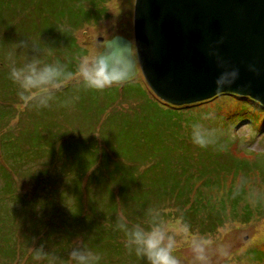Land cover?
Masks as SVG:
<instances>
[{
    "label": "rangeland",
    "instance_id": "374dc122",
    "mask_svg": "<svg viewBox=\"0 0 264 264\" xmlns=\"http://www.w3.org/2000/svg\"><path fill=\"white\" fill-rule=\"evenodd\" d=\"M65 1L68 0H31L30 2L29 0H25L26 3L17 4L0 2V61H2V64L6 68L0 67V155H2L3 160H5L6 158H4V155L5 152H7L8 160L15 165L14 168L17 169L16 173H19L18 176L20 180L11 176L13 188L17 194L28 196L30 188L38 190V196L33 202L26 198L27 202L24 203V207L21 206L20 208L19 205L15 206L19 209L18 219L24 217V219H27L25 221L33 224L36 220H40V223L42 221V224L47 226L48 223L55 224L56 221H59L69 214L70 219L67 223L72 227L75 225V222H71V220L77 215H89L83 210V198L88 195V190H86L85 193L83 189L85 182H79V194L81 195L79 202L80 207H82V210H80L74 203L70 182L66 181L63 183L64 177L60 176L59 164L56 163V165L53 166L48 159H39L41 154L39 145L42 143V132L45 131V127L47 128V123L53 122L51 113H54V106L57 107L56 99L54 96L48 95L47 90L51 87V83H57L63 76L47 85L29 90L21 89L19 84L10 76L13 67H20L31 62L33 59H37L41 66L43 64H57V62H59V64L63 66L64 71L68 73V70H66V60L69 59L67 57L68 55L64 53L63 49L60 50L59 48L58 51V46H50L49 44L52 41L47 39L48 36L42 37L43 35H41L42 22L51 20L53 17L58 18L60 21L63 20V17L67 14V11L62 7ZM103 2L106 1L103 0ZM133 3V0H108L106 15L101 17L96 23L87 25L88 22H85L78 31L74 33V38H77L76 40H78L77 42H79V45L87 51L88 59H90L89 61L88 59L84 60L83 63L89 65L94 64L96 56L103 49L104 42L113 36L119 35L130 41L133 40ZM48 15H50L51 18L48 17ZM69 17L67 21H69ZM57 29L59 34L55 36L64 37V31L61 28ZM80 29L83 30L79 31ZM99 38L102 40L98 41ZM100 76L103 78V73H101ZM79 77H72L65 81L64 84L73 82L74 80L78 82L84 78V75L81 74ZM129 82L128 84L126 83L123 89L126 95L119 96L116 93L117 95L109 97L105 94L107 109L104 111L105 115L99 114V119L107 115H112L113 117H108L104 126L102 123L94 125L98 111L101 110L95 99L96 93H93L95 88L83 85L82 88L79 89V99L77 100V95H75L74 101H71V103H74L76 106L78 105V107L76 109L72 108L64 111L65 115L63 116V120L71 122L70 126L72 129L78 130V127L81 128L80 133H72V142L81 141L76 139L85 137L84 141L92 144L95 143L94 145H96L95 139L97 140L98 138L95 132L101 131L103 132L99 135L106 141L110 138L109 132L111 131V126H115V124L118 128H123L128 132H134L136 127L130 122L131 118L126 119L128 113L124 109H127L129 113H133L139 111L140 106L130 107V104H141L144 108L146 107L149 112V114L144 117L147 124H150L152 120L158 122L167 121V119L161 115H153L155 113L152 111L151 103L148 100L149 97L147 96L148 99L144 97L146 85L138 67L136 68L135 76L130 79ZM121 84H117L118 86H116V84L109 83L106 87L112 88L114 92ZM96 89L97 92H99L100 89ZM22 92L23 95H21ZM103 93H105V91ZM43 97H48L47 104L41 103ZM77 101L79 102L77 103ZM237 103L235 99L229 96L217 97L207 103L190 109L194 111V115H191L186 120L179 121L175 128L178 131L177 134L184 137L182 143L190 152V156L184 158V160H192L191 163H189V167L185 170L190 172V175L194 174L192 168L195 167V157L191 155V152L196 151V148L200 147L195 145L191 140L190 125L193 122H202L208 127L216 130L215 142L207 147L201 148H207L212 152H214V150L215 152H220L222 147L227 150L229 146L228 150L230 154L226 156L227 158L230 157V161L234 159L236 162L239 160L247 161L249 165L254 167L256 165L258 168L256 170L252 169L249 174L242 173V171L247 170L245 167H242L244 163L237 165L234 161L229 162L224 160L226 172L235 170L233 177L230 175L227 176V174H231L233 171L230 173L224 172L226 175L222 177L226 176V178L221 180L223 182V187L221 189L217 191L214 189L212 192L208 189L202 192L200 190L199 195L202 193L205 195V198L211 196V199L207 201L206 204L199 205V202H193V199L188 200L192 209L197 207L198 216L202 215L198 210L204 213L214 212L216 209L221 210L218 215L216 213V217L211 215V213L209 214L210 218L215 221L210 230L207 227L208 230H202L198 220H195V222H193V228L188 230L187 226L180 218V213L182 212L181 205L188 193L186 192V194H184L185 190L192 191V183L196 181L201 184L203 177L199 179L187 178V180H183L185 184L184 188L177 187L173 195H168V197L171 196L169 198L166 195L159 194V190H154L152 193L144 196L142 205H138V200L128 198L124 201L123 205L120 206V211L105 212L103 215H105L104 217L106 220L102 221V224L106 225L108 220L107 216L110 214H113V216H109V218L115 219L113 221L116 222L117 225L121 222L131 225H143V222L146 224L149 218H151V221L154 219L156 221H163L170 226L169 235L173 236L175 240L174 255L180 261V264H264V207L259 212L257 210V212H254V210L252 212V209H256L255 206H258V200L264 205V190H259L258 185L254 186L252 191L249 189L253 182L258 183L259 181L261 187L264 188V131L258 133L257 130H252L248 122L233 121V126H229L230 136L228 140H226L224 137L227 135L221 132L223 130L221 129V126H223L221 116H217L214 119L210 116L227 114L230 110L232 112V110L236 108ZM9 107L14 109L12 115L7 114ZM204 113H206V115L201 117ZM85 120L86 132H83L85 130ZM53 124L50 127H53ZM82 132L86 135L83 136ZM225 141L229 143L228 146H223ZM63 142L65 141L62 140L61 144ZM97 142L99 143V140ZM6 143L8 144L5 146ZM101 143L104 144L103 141H101ZM101 143L97 147V157L102 156V152H105L104 146L106 147V145L104 144L103 146ZM58 144L60 145V142ZM217 145L219 146L217 147ZM257 152L260 155L253 156ZM157 158H162V156L157 154ZM152 161L156 162V159H152ZM208 161H210V159H207L203 163L210 164ZM122 163L123 165L121 164L119 168L123 170V173L111 175L109 178L106 175L107 178L104 179L107 184L101 187L102 190H104L105 187H110L111 191L114 183L124 186V183L127 181L126 179H129L130 184L127 185V192L134 193L135 190L139 191L140 183L143 182V179L140 178L141 176H136V174H142V171L146 169L147 164L151 163V161H147V163L143 161L140 162L142 164H134L136 166L128 165L129 163L126 162ZM166 163H168V159ZM211 163L217 170L218 159ZM16 165L19 168L16 167ZM21 165L22 167H20ZM179 166L180 163L177 164V168H179ZM110 167L111 165L107 164L105 169L109 170ZM199 170L200 169H198V171ZM211 172L213 173V179L221 177V174L216 176V171ZM45 173H49L51 176H43ZM103 174L104 172L102 169L100 175L103 176ZM34 175L38 177L35 178ZM259 177H261V180ZM22 178H24L23 180L26 182H23L21 180ZM60 178H62V181ZM1 181L6 182L2 170H0V183ZM44 183H46V185ZM51 183L56 186V190L46 187ZM171 186L172 185H169L168 182L163 185L165 191H168ZM241 186L245 191L243 193L244 200L237 203L235 206L237 208L236 211L241 212V210L247 209L251 213L250 218H247L249 215L243 217L230 213L229 206L227 205L230 202L229 197L232 195V192ZM62 187H64V190L61 191ZM67 188L68 191L66 190ZM89 195L90 198L93 199V201L91 200L93 203H96L98 200L97 197H100L94 195L93 198L90 192ZM158 198L161 200H158ZM175 198H177V200L174 204ZM254 199H256V201ZM58 200L61 204L60 202L58 203ZM161 201L163 202L161 203ZM196 204H198V206H195ZM156 206L160 207L159 210ZM115 214H118V216ZM141 219H143V222L141 221L140 223L139 220ZM117 229L119 228L117 227ZM77 233H80V231H77ZM105 236L106 234L98 237V240H96L98 244L104 246L103 249H99V253L92 250L89 246L84 247V240L82 241L83 246H81L82 242H80V238L74 239L72 242L69 241V237L65 238L67 241V258L71 257V252L73 250L84 249L95 253L99 257L98 260L104 261H95V264H109L111 258L114 259L115 257L109 252L112 246L110 242L111 239L110 237L105 239ZM112 241L117 244L115 246L116 249H118V255L123 256L125 253V248H123V246L127 244L125 232L119 229V231L114 234ZM19 246H21L20 242L18 243V248ZM38 248L36 246L34 249H28L24 255L22 252H18L14 264H58L56 260L50 259L49 256L45 255V252L49 254L45 248L42 249V252H39ZM24 250L25 246H23V252ZM136 257L140 260H146L139 256ZM120 262L124 264H137L133 260H124L123 262L122 259H120ZM59 264H75V261L71 257L66 260L65 263Z\"/></svg>",
    "mask_w": 264,
    "mask_h": 264
},
{
    "label": "trees",
    "instance_id": "16d2710c",
    "mask_svg": "<svg viewBox=\"0 0 264 264\" xmlns=\"http://www.w3.org/2000/svg\"><path fill=\"white\" fill-rule=\"evenodd\" d=\"M30 1L31 0H29V2ZM105 1L106 2H103V0L65 1L62 7L67 11V14L63 17L62 21L55 17L51 18V16L48 15L51 20H45L41 23L42 37L48 36L47 39L52 41L49 44L50 46H58V51L59 48L60 50L63 49L64 53L68 55L67 57L69 59L66 60V70H68V73H72V75L70 77L61 78L57 83H51V87H49L47 90L48 95L54 96L56 99L57 107L54 106V113H51L53 122L47 123V128L45 127V131L42 132V143L39 145L41 148L39 159H48L53 166H55L56 163L59 164L58 168H60V176L64 177L63 183L66 181L70 182V186L72 187L73 191L72 194L74 197V203L80 210H82V207H80L79 202L81 199V195L79 194V182H85L83 189L85 193L86 190H88V195L83 198V210L89 215H77L71 220V222H75V225L72 227L67 223L70 219L69 214L64 218H61L59 221H56L55 224L48 223L47 226L42 224V221L40 223V220H36L33 224L25 221L27 219H24V217L18 219L19 209L15 206L19 205L20 208L21 206L24 207V203L27 202L26 198L28 200H32L31 202H33L38 196V190H33L30 188L28 196L19 195L16 193L15 189L13 188L11 176H13V178L15 177L17 180H20L18 176L19 173H16L17 169L14 168L15 165L8 160V153L5 152V160H3V156L0 155V170H2V173L6 178V182L1 181L0 183V264H14L18 252H22L24 255L28 249H34L36 246L37 248L39 247V252H42V249L45 248V250L49 252V254L45 252V255L49 256L50 259L56 260L58 264L65 263L66 260L71 258H67V241L65 238L69 237L70 242H72L74 239L80 238V242L84 240V247L89 246L92 250H95L99 253V249H103L104 246L98 244L96 240H98L97 238L104 234H106L104 237L105 239H108L109 237L111 239L110 242L112 243V246L111 249L108 250L115 257L114 259L111 258V262L109 264H124L120 262V259H122L123 262L124 260H133L137 264H148L147 260L138 259L136 257L137 255L135 251H130L127 244L123 246V248H125V253L123 256L118 255V249H116L115 246L117 244L112 241L114 234L119 231V229H117V223L113 221L115 219L109 218V216H113V214H110L107 216L108 220L106 225L102 224V221L106 220L104 217L105 215L103 214L105 212H113L115 210L120 211V206L123 205L124 201L128 198H131L132 200H138V205H142L143 197L149 193H152L154 190H159V194L166 195L168 197L169 194H174V192L177 190V187L184 188L185 184L183 183V180H187V178L199 179L203 177L201 184L196 181L192 183V191L185 190L184 194H186V192L188 193L183 199V203L181 205L182 212L180 213V218L187 226L188 230L193 228V222H195V220L200 222L202 230H210L213 227L215 221L214 219L210 218L209 214L211 213V215L216 217V213L218 215L219 211L221 210L216 209L214 212L206 213L198 210V212L202 214L198 216L196 210L197 207L192 209L188 200L193 199V202L197 201L199 202V205L206 204L207 201L211 199V196L205 198L204 194L201 193L199 195V191L201 190L202 192L206 189L211 190V192L214 189L217 191L223 187V182L221 180L226 178V176L222 177L226 175L224 172L230 173L233 171L231 174H227V176L230 175L232 177L235 174V170L226 172L227 170L224 168V160L236 162L235 159L230 161V157L227 158L226 156L230 154L228 150L229 143L226 141L224 142L223 146H228V148L226 150L222 147L220 149L221 153L215 152V150L212 152L207 148L197 147L196 151L191 152V155L195 157V167L192 168L194 174L190 175V172L185 171L186 168L189 167V163H191L192 160H184L186 156H190V152L189 149L186 148L182 143L184 137L180 134H177L178 131L175 129L177 123L181 120H186L191 115H194V111L190 110L193 107L207 103L220 96H229L238 102L236 108L233 109L232 112L231 110L228 111L227 114L210 115L213 119L217 116H221L223 120V126H221V129L223 130L221 132L224 135H227L224 137V139L228 140L230 136L229 126H233V121L248 122V125L252 128V130H257L258 133L264 131V107L248 97L219 94L210 100L193 105L173 107L160 102L149 92V90L145 88L144 97L147 99L149 97L148 100L151 103L152 111L155 113L153 115H161L167 119V121L158 122L152 120L150 124H147L144 117L148 115L149 112L147 111L146 107L144 108L141 104H130V107L140 106V110L133 113H129L127 109H124L128 114H130H127L126 119L131 118L130 122L136 127L134 132H128L123 128H118V126L115 124V126H111V131L109 132L110 138L106 141L100 137L101 135L99 134L103 132L101 131L95 132L97 135L94 133L98 138L97 140L95 139L96 145H94L95 143L92 144L84 141L85 137L82 139H76L81 141L72 142V133H80L81 128L78 127V130L72 129L70 126L71 122L63 120V116L65 115L64 111L70 110L72 108L76 109L78 107V105L76 106L74 103H71V101L75 98V95H77V100L79 99V89H81L83 85L87 84L85 83L84 78L78 82L77 80H74L70 83H64L72 77H79L81 75L80 66L84 60L88 59L87 51L79 45V42H77L78 40H76L77 38H74L73 35L85 22H88L87 25L96 23V21L106 15V5L108 0ZM0 2L12 4L26 3L25 0H0ZM68 17L70 18L69 21H67ZM57 28H61L64 31V37L55 36L59 34ZM81 30L83 29H80L79 31ZM89 60L90 59H88V61ZM0 67L5 68V66L2 64V61H0ZM125 85L126 83L117 87L114 92L112 88L109 87H104L102 90L100 89L99 92H97L96 88L93 90V93H96V102L101 108V110L98 111L97 119L94 125L97 123H102L104 126L106 119L108 117H113L112 115H107L104 118L99 119L101 114L105 115L104 111L107 109L105 94H107L109 97H113L117 94L119 96L126 95L123 90ZM102 91H105V93ZM78 102L79 101H77V103ZM13 111L14 109L9 107L7 114L12 115ZM205 115L206 113H204L201 117ZM52 124L53 127H50ZM84 127L85 130L83 132H86V120ZM83 132L82 135H86L83 134ZM62 140L65 142L61 144ZM98 140L99 143L97 142ZM101 141L104 142L106 147L103 143H101ZM59 142L60 145L58 144ZM100 143L104 146L105 152H102V156L97 157V147L100 145ZM7 144L8 143H6L5 146ZM218 146L219 145H217V147ZM157 154H160L162 158H157ZM259 155L260 154L257 152L253 156ZM152 159H156V162H153ZM167 159L168 163H166ZM207 159H210V161H208L210 164L203 163ZM216 159H218L217 170L211 163ZM139 161H146V163L147 161H151V163L147 164L146 169L142 171V174H136V176H141L140 178L143 179V182L140 183L139 191L135 190L134 193L127 192V185L130 184L129 179H126L127 181L124 183V186L114 183L111 191L110 187H105V189L102 190L101 187L107 184L104 178H109L111 175H119V173H123V170L119 168L121 167V164L123 165L122 162L129 163L128 165L136 166L134 164H142ZM178 163H180L179 168H177ZM242 163H244L242 167L247 169L244 171L241 170L242 173L249 174L252 169H258L256 165L255 167L251 166L247 161L245 162L239 160L236 162L237 165ZM107 164L111 165L109 170L105 169ZM16 167L18 166L16 165ZM20 167H22V165ZM102 169L104 172L103 176L100 175ZM198 169L200 170L198 171ZM211 171H216V176L221 174V177H216L217 179H213V173ZM47 175L51 176L49 173L43 174V176ZM34 177L37 178L38 176L34 175ZM23 179L24 178L21 180L26 182ZM259 179L261 180V177H259ZM60 180L62 181V178H60ZM167 182L172 186L169 187L168 191H165L163 185H165ZM44 184L46 185V183ZM257 185L259 190H264V188L261 187L260 181L258 183L253 182L251 188H249V186L248 188L250 191H252L253 187ZM46 187L54 188L56 190V186L52 183ZM62 190H64V187L61 188V191ZM66 190L68 191V188ZM89 192L93 198L94 195L100 196L97 197L98 200L96 203L91 202L93 199L90 198ZM244 192L245 191L243 190L242 186L235 189L232 192V195L229 197L230 202L227 205L229 206L230 213H234V215H241L243 217H247L249 215L247 218H250L251 213L247 209L238 212L236 211L237 208L235 207L238 202L244 200ZM256 199L254 200L256 201ZM158 200L161 199L158 198ZM176 200L177 198L174 199V204ZM59 202L60 201L58 200V203ZM162 202L163 201H161V203ZM257 202L258 206H255L256 209H252V212L253 210L254 212H259L264 207L261 201L258 200ZM195 206H198V204ZM156 207L159 210L160 207ZM115 215L118 216V214ZM141 221L143 222V219L139 220L140 223ZM151 222L153 221H151V218H149L146 224L143 222V226L148 227ZM128 225L130 227L132 226L131 224ZM77 231H80V233H77ZM19 242L21 246L18 248ZM23 246H25L24 252ZM81 246H83V242L81 243ZM96 262L104 261L97 260Z\"/></svg>",
    "mask_w": 264,
    "mask_h": 264
},
{
    "label": "water",
    "instance_id": "95a60500",
    "mask_svg": "<svg viewBox=\"0 0 264 264\" xmlns=\"http://www.w3.org/2000/svg\"><path fill=\"white\" fill-rule=\"evenodd\" d=\"M132 31L96 56L106 81L125 82L138 65L165 104L227 94L264 107V0H134Z\"/></svg>",
    "mask_w": 264,
    "mask_h": 264
},
{
    "label": "clouds",
    "instance_id": "9594fccd",
    "mask_svg": "<svg viewBox=\"0 0 264 264\" xmlns=\"http://www.w3.org/2000/svg\"><path fill=\"white\" fill-rule=\"evenodd\" d=\"M80 71L84 75L85 83L90 87L102 89L111 83L110 80L105 81L100 76L101 73L105 75L107 73L98 62L91 65L82 63ZM71 75L72 73L64 71L59 62L41 66L37 59L20 67H13L10 72L11 78L24 90L39 88L62 76L70 77ZM47 101L48 97L41 99L42 104H47ZM190 135L195 145L207 147L215 142L216 130L202 122H193L190 125ZM117 227L125 232L129 250H134L137 256L145 258L148 264H180L174 255L175 240L169 235L170 226L163 221L154 219L148 227L141 224L129 227L127 223L121 222ZM71 257L75 264H95V261L99 259L95 253L84 249L73 250Z\"/></svg>",
    "mask_w": 264,
    "mask_h": 264
}]
</instances>
